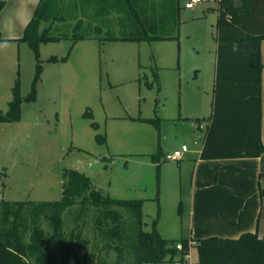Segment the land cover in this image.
Wrapping results in <instances>:
<instances>
[{
	"label": "rangeland",
	"instance_id": "1",
	"mask_svg": "<svg viewBox=\"0 0 264 264\" xmlns=\"http://www.w3.org/2000/svg\"><path fill=\"white\" fill-rule=\"evenodd\" d=\"M183 2L178 0L176 39L87 37L70 46L69 38L39 44L34 99L20 102L16 120L0 122V199H58L61 172L72 168L110 197L141 198L144 230L155 218L160 235L179 237L177 203L189 173L179 175L176 162L162 155L181 142L190 145L201 135L195 124L211 112L216 17L215 2L189 9ZM208 2L215 8H204ZM34 63L24 41L0 37V111L14 81L21 96L28 92ZM70 212L64 213L66 231L74 223ZM91 216L89 210L78 219L86 239L80 259L86 253L85 264H96L98 257L114 264L116 252L104 251L95 239ZM185 260L195 264L193 247Z\"/></svg>",
	"mask_w": 264,
	"mask_h": 264
},
{
	"label": "trees",
	"instance_id": "2",
	"mask_svg": "<svg viewBox=\"0 0 264 264\" xmlns=\"http://www.w3.org/2000/svg\"><path fill=\"white\" fill-rule=\"evenodd\" d=\"M3 4L0 0V9ZM178 7V0H38L17 38L27 44L35 59L30 87L21 96L14 81L7 108L0 111V122L16 120L20 102L34 99L41 67L40 43L69 38L70 46L87 37L176 39ZM215 10L212 107L199 156H255L264 150L259 129V44L264 38V0H217ZM68 20H73L69 27ZM40 22L46 24L39 28ZM48 59L56 60V56ZM95 137L102 140L99 134ZM61 177L58 199H0V264H65L64 259L85 264L86 253L81 260L79 251L86 239L81 237L78 219L89 210L93 235L104 251L112 248L116 252L114 264H154L176 257L182 260L190 247L195 252V264H264V236L255 231H244L236 237H163L154 228L155 218L151 219L150 230L142 228L141 198L110 197L93 188L84 173L72 168H64ZM258 194L264 195V186L258 187ZM72 206L75 208L70 212ZM180 211L178 201V214ZM65 212H74L73 226L67 231L63 228ZM98 259L96 264H110Z\"/></svg>",
	"mask_w": 264,
	"mask_h": 264
},
{
	"label": "crops",
	"instance_id": "3",
	"mask_svg": "<svg viewBox=\"0 0 264 264\" xmlns=\"http://www.w3.org/2000/svg\"><path fill=\"white\" fill-rule=\"evenodd\" d=\"M37 1L4 0L0 9L1 39L18 40ZM205 1L215 2L217 6V0H200ZM215 6L208 2L204 8ZM259 55V129L264 146V38L260 40ZM199 136H193L188 150L174 160L179 175L182 170L189 173L184 196L179 191V237H236L244 231H255L258 236H264V195L258 194V187L264 186V150L255 156L202 158L199 153L203 140L196 145L192 143V139Z\"/></svg>",
	"mask_w": 264,
	"mask_h": 264
},
{
	"label": "built area",
	"instance_id": "4",
	"mask_svg": "<svg viewBox=\"0 0 264 264\" xmlns=\"http://www.w3.org/2000/svg\"><path fill=\"white\" fill-rule=\"evenodd\" d=\"M199 1L200 0H184L183 6L186 7V8H190L195 3L199 2ZM207 122L208 121H205V122L201 121V122H197L195 124V127L201 131V135L199 137L193 138L192 139V143L195 144V143L203 140L204 133H205V130H206ZM187 150H188V145L185 144V143H180L179 147L173 148V149H171L169 151L164 152L163 155H162V157H163V159H167V160H175V159L180 158L182 156V153L184 151H187ZM175 246L177 248L180 247L179 243H176ZM189 249L187 250V252L184 255V258L182 260L173 259L170 262L172 264H194V262H191L190 260H187V261L185 260V257H188V251H189Z\"/></svg>",
	"mask_w": 264,
	"mask_h": 264
},
{
	"label": "water",
	"instance_id": "5",
	"mask_svg": "<svg viewBox=\"0 0 264 264\" xmlns=\"http://www.w3.org/2000/svg\"><path fill=\"white\" fill-rule=\"evenodd\" d=\"M68 264H71V262L69 261Z\"/></svg>",
	"mask_w": 264,
	"mask_h": 264
}]
</instances>
